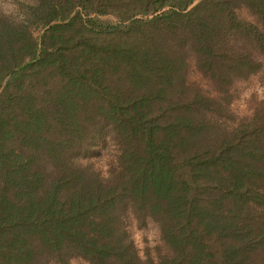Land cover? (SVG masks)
I'll use <instances>...</instances> for the list:
<instances>
[{
  "label": "trees",
  "instance_id": "trees-1",
  "mask_svg": "<svg viewBox=\"0 0 264 264\" xmlns=\"http://www.w3.org/2000/svg\"><path fill=\"white\" fill-rule=\"evenodd\" d=\"M21 7L0 14V264H264V101L229 108L264 69V0Z\"/></svg>",
  "mask_w": 264,
  "mask_h": 264
},
{
  "label": "rangeland",
  "instance_id": "rangeland-1",
  "mask_svg": "<svg viewBox=\"0 0 264 264\" xmlns=\"http://www.w3.org/2000/svg\"><path fill=\"white\" fill-rule=\"evenodd\" d=\"M33 0H0V14L12 19L19 20L22 15V5L31 4ZM15 5V8L12 7ZM8 12V15H5ZM264 69L257 75L245 82L237 83L233 87L230 111L238 119L250 117L256 105L264 101ZM107 159L105 156L95 160L96 167L103 170L106 167ZM128 231L135 244L140 257L145 258L149 255L156 258L158 252H163V245L160 240L159 230L151 222L143 228H137L131 220L128 224ZM69 264H87L81 259L73 258Z\"/></svg>",
  "mask_w": 264,
  "mask_h": 264
},
{
  "label": "clouds",
  "instance_id": "clouds-1",
  "mask_svg": "<svg viewBox=\"0 0 264 264\" xmlns=\"http://www.w3.org/2000/svg\"><path fill=\"white\" fill-rule=\"evenodd\" d=\"M13 8H15V5H12ZM5 15H8V12H5ZM261 92H264V90H261ZM81 158H78V160H80ZM83 162L86 163L87 162V159L83 158ZM101 178L102 179H108L109 176H108V171H107V168L105 167L102 172H101Z\"/></svg>",
  "mask_w": 264,
  "mask_h": 264
}]
</instances>
